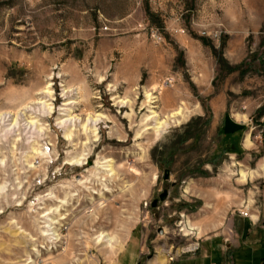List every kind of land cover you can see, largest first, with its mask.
Masks as SVG:
<instances>
[{
    "label": "rangeland",
    "instance_id": "obj_1",
    "mask_svg": "<svg viewBox=\"0 0 264 264\" xmlns=\"http://www.w3.org/2000/svg\"><path fill=\"white\" fill-rule=\"evenodd\" d=\"M251 102L264 0H0V264L228 253L264 220V141L235 154L213 121Z\"/></svg>",
    "mask_w": 264,
    "mask_h": 264
},
{
    "label": "crops",
    "instance_id": "obj_2",
    "mask_svg": "<svg viewBox=\"0 0 264 264\" xmlns=\"http://www.w3.org/2000/svg\"><path fill=\"white\" fill-rule=\"evenodd\" d=\"M253 105L252 102L248 104L246 109H241L237 112H230L227 109V103L223 108L215 110V118L213 123L220 124L219 134L220 142L224 148L236 152L235 154L245 152L254 143L258 148L261 145L260 141H264V121L260 117L264 116V103L259 107ZM236 113H241V118L236 117ZM239 114H237L238 116ZM255 119H251L253 117ZM257 126V128H255ZM261 127V128H260ZM259 128V129H258ZM262 129V130H261ZM252 135V136H251ZM246 145H245V138ZM251 136V137H250ZM252 138V140H251ZM253 141V143H252ZM247 146V147H246ZM258 176L264 175V164H260L256 168ZM255 216V225L253 230L247 233L241 232L243 239L240 243L234 245L232 249L225 253L226 250L224 239L220 237H212L200 243L199 251L195 255H191L179 259L176 264H264V220L259 221L262 213L251 215ZM259 222V223H258ZM230 238H226L229 240ZM216 240L221 241V261L218 262L213 256L214 246ZM231 246L230 243H228ZM261 248V250H259ZM247 262H241L240 257ZM250 260V262H248Z\"/></svg>",
    "mask_w": 264,
    "mask_h": 264
},
{
    "label": "bare ground",
    "instance_id": "obj_3",
    "mask_svg": "<svg viewBox=\"0 0 264 264\" xmlns=\"http://www.w3.org/2000/svg\"><path fill=\"white\" fill-rule=\"evenodd\" d=\"M50 88H51V85H47L43 90H42V93H40V94H46V93H49V94H51V90H50ZM148 94H147V96L150 98V101H152L153 99H155V98H157V96H154V93H151V92H147ZM37 103H39V101L37 102ZM72 103H74V101H69L67 104H72ZM152 103H155V101H153ZM31 106V105H30ZM28 107H29V105L28 106H26L24 109H22V110H20V111H18L17 113H13V115L15 116V118H14V122H15V124L18 122V119H19V117L22 115V114H24L25 115V112H24V110H26V109H28ZM24 112V113H23ZM155 113H156V111H154ZM8 114H11V113H8ZM180 114H182V111H181V109H178V110H176L175 112H173L172 114H170V117L169 118H176V116L177 115H180ZM159 115V114H158ZM155 116H157V114L155 115ZM78 117V118H77ZM76 118L77 119H79V116H72V117H70L69 119L72 121L73 119L75 120V123H76ZM89 120L91 119L92 120V122H94V126H96V124H97V122H98V118H95L93 115L92 116H90L89 118H88ZM162 119V118H161ZM160 119V120H161ZM28 123H34L33 122V120H31V121H28ZM167 123V121L166 120H161V121H159L158 122V129L160 128V129H162L163 128V126H164V124H166ZM83 128H87L88 129V124H85L84 123V125H83ZM95 130L96 129H93V132L92 133H94V134H97V133H95ZM73 135H74V133H73V131H71L70 130V133L67 135L68 136V138H70L71 137V139L73 138ZM93 135V134H92ZM94 136V135H93ZM98 166V165H97ZM104 170H106V171H113V168H105ZM244 171V170H243ZM242 176L244 177V176H246V173H244V172H242ZM45 215H43L42 217H44ZM44 227H48V229H46V230H43L42 231V235L43 236H45V237H48V238H55V236H59V234H57L56 232H53V233H51V232H49V229H50V227H51V225H47V226H44ZM99 237H106L105 235H103V234H101ZM113 240H114V238L113 237H110L109 236V238H108V241H110V242H113ZM196 246V245H195ZM195 247H193V248H191L190 250H192V249H194ZM189 250V251H190ZM159 259H160V261H161V263H159V264H166L167 263V258L164 256V255H162L161 257H159ZM171 259V258H170Z\"/></svg>",
    "mask_w": 264,
    "mask_h": 264
},
{
    "label": "built area",
    "instance_id": "obj_4",
    "mask_svg": "<svg viewBox=\"0 0 264 264\" xmlns=\"http://www.w3.org/2000/svg\"><path fill=\"white\" fill-rule=\"evenodd\" d=\"M255 128H257V126H255ZM263 148H264V146H263ZM240 213H241V215H244V216H249V214H250V212L248 211V210H246V211H244V210H241L240 211ZM199 243H197L196 244V246H195V248L194 249H192V250H190V251H188V252H196V250H198L199 249ZM187 252V251H186ZM185 253V252H184ZM171 259H173V257H171ZM170 259V260H171Z\"/></svg>",
    "mask_w": 264,
    "mask_h": 264
},
{
    "label": "water",
    "instance_id": "obj_5",
    "mask_svg": "<svg viewBox=\"0 0 264 264\" xmlns=\"http://www.w3.org/2000/svg\"><path fill=\"white\" fill-rule=\"evenodd\" d=\"M168 177V176H167ZM167 197V191L164 192L162 195H161V199H165ZM154 205H156V202L154 203Z\"/></svg>",
    "mask_w": 264,
    "mask_h": 264
}]
</instances>
